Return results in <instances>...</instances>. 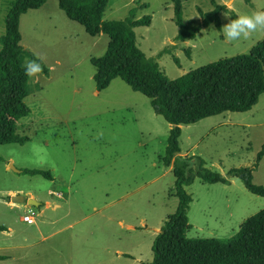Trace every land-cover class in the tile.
Returning <instances> with one entry per match:
<instances>
[{
  "label": "rangeland",
  "instance_id": "374dc122",
  "mask_svg": "<svg viewBox=\"0 0 264 264\" xmlns=\"http://www.w3.org/2000/svg\"><path fill=\"white\" fill-rule=\"evenodd\" d=\"M9 1L0 0V33ZM214 1L236 18L264 10V0ZM132 8L134 18L149 16L147 26L133 28L136 46L153 57L169 79L246 53L264 36L260 31L248 40L228 42L222 29L233 18L230 11H219V29L210 23L193 39L173 41L170 0H106L102 19H122ZM212 8L209 0H183L181 19H196L197 9ZM18 31L19 44L42 58L46 73L29 78L30 91L23 98L29 112L15 122V133L27 140L0 144V198L5 202L4 193L17 189L22 198L31 193L39 206L0 203V224L12 231L10 236L0 232V253L8 241H24L21 248L6 251L11 259L0 264L149 262L155 232L177 202L171 195L170 167L160 162L169 125L153 113L144 95L119 78L95 91L89 59L103 53L108 38L87 34L64 15L56 0L21 14ZM263 141L264 91L249 110L225 111L181 125L177 138L180 155H198L204 167L222 174L231 167H253L252 182L262 186L264 155L253 164ZM23 168L47 170L51 179L23 173ZM184 189L191 196L184 215L187 230L162 232V250L197 253L264 241V198L249 193L237 178L227 184L194 178ZM48 190L66 192V198L57 199ZM45 201L59 206L43 207ZM28 210L35 213L34 223L20 219Z\"/></svg>",
  "mask_w": 264,
  "mask_h": 264
},
{
  "label": "trees",
  "instance_id": "16d2710c",
  "mask_svg": "<svg viewBox=\"0 0 264 264\" xmlns=\"http://www.w3.org/2000/svg\"><path fill=\"white\" fill-rule=\"evenodd\" d=\"M182 1L170 0L172 20L176 26L173 41L193 39L200 27L210 23L219 29V11H230L231 17L236 18L232 10L209 0L213 5L211 10L203 12L197 9L198 18L182 21ZM44 2L10 0L3 16L0 33V46L3 49L0 51V144H22L27 140V137L15 133V122L29 112L23 102L30 91L29 77L24 74V59L36 57L19 44L18 18L26 10L36 9ZM56 4L68 19L79 23L87 34L93 36L102 33L108 38L103 53L89 59L93 67L91 79L95 91L104 89L111 79L119 78L132 91L144 95L153 113L160 115L169 125L160 162L164 167H170L174 177L171 195L176 197L177 202L152 239L151 260L140 264H264V241L181 254H173L167 249L164 251L158 245L162 232L185 228L184 215L191 196L184 186L194 178L208 184H227L229 178L234 177L249 193L264 198V186L252 182L253 167H231L222 174L204 167L203 159L198 155H180L177 143L181 125L225 111H247L257 102L264 91V36L246 53L219 58L169 79L155 59L145 56L135 44L133 28L147 26L149 16L134 18L135 8H132L122 19L104 20L102 13L106 0H56ZM172 59L177 63L174 55ZM43 73H46L44 66ZM263 155L264 141L255 154L254 166ZM21 172L51 179L47 170L23 168Z\"/></svg>",
  "mask_w": 264,
  "mask_h": 264
},
{
  "label": "clouds",
  "instance_id": "9594fccd",
  "mask_svg": "<svg viewBox=\"0 0 264 264\" xmlns=\"http://www.w3.org/2000/svg\"><path fill=\"white\" fill-rule=\"evenodd\" d=\"M223 35L228 42L248 40L251 36L260 31H264V10H256L250 14H242L235 19H229L223 25ZM0 46V51H2ZM41 57L26 60L24 64V74L26 77L38 79L43 72ZM102 132L98 133V137L102 136Z\"/></svg>",
  "mask_w": 264,
  "mask_h": 264
},
{
  "label": "crops",
  "instance_id": "0c3cea01",
  "mask_svg": "<svg viewBox=\"0 0 264 264\" xmlns=\"http://www.w3.org/2000/svg\"><path fill=\"white\" fill-rule=\"evenodd\" d=\"M225 6V5H224ZM226 7V6H225ZM227 8V7H226ZM49 191H54V190H48V192ZM56 192H60V194H61V197H56L55 195H53V194H51L52 196H54L55 198H57V199H62V198H66V192H64V193H62L61 191H59V190H55ZM16 194H18L19 196H20V198H21V200L20 201H11L10 200V197L11 196H14V195H16ZM21 194H23V193H21V191L20 190H17V189H14V190H7L5 193H4V195L6 196V201L4 202V200L3 199H1L0 198V203H4L5 205H7V206H13V207H24V205H21V201H24L26 204H29L28 202H27V199L28 198H31V199H34L35 201H37L38 202V204H37V206H39V201L31 194V193H28L27 194V196L25 197V198H22V196H21ZM49 194V193H48ZM47 206H50L52 209H54V208H57L58 206H59V204H58V202H55V201H45V203L43 204V207H47ZM40 213H41V210H39L38 211V215H40ZM22 216V215H21ZM186 217L184 216V219H185ZM20 219H21V217H20ZM22 220V219H21ZM23 221V220H22ZM26 223V222H25ZM33 223H34V219H33ZM0 226H2V230H0V232H2V233H5L6 235H8V236H10V235H12V231L10 230V229H8L7 227H6V229L4 228V226L3 225H1L0 224ZM185 226H188L187 224H186V220H185ZM187 230V228L185 227V228H183V231L185 232ZM158 231H156L155 233H157ZM24 241H23V239H21V240H19V242H16L14 245H13V242L12 241H8L6 244L7 245H4L3 247H2V250H3V253H0V256H2L1 258H0V261H4V260H9V259H11V256L7 253H5L6 251H10L11 249H13V248H21L22 247V243H23Z\"/></svg>",
  "mask_w": 264,
  "mask_h": 264
},
{
  "label": "built area",
  "instance_id": "2783aa9c",
  "mask_svg": "<svg viewBox=\"0 0 264 264\" xmlns=\"http://www.w3.org/2000/svg\"><path fill=\"white\" fill-rule=\"evenodd\" d=\"M48 193H49V194H53V195H55L56 197H61L60 192L49 191ZM33 214H35V213H33L32 210H28V213L23 214V215L21 216V219H22L24 222H26L27 224H31V223H33V217H32Z\"/></svg>",
  "mask_w": 264,
  "mask_h": 264
},
{
  "label": "water",
  "instance_id": "95a60500",
  "mask_svg": "<svg viewBox=\"0 0 264 264\" xmlns=\"http://www.w3.org/2000/svg\"><path fill=\"white\" fill-rule=\"evenodd\" d=\"M8 167H9L11 170H13V171H19V170L15 169L11 164H8ZM10 200H11V201H20L21 198H20V196H19L18 194H16V195H14V196H11V197H10ZM27 202H28L29 204H31V205H34V206H37V204H38L37 201H35L34 199H31V198H28V199H27Z\"/></svg>",
  "mask_w": 264,
  "mask_h": 264
}]
</instances>
